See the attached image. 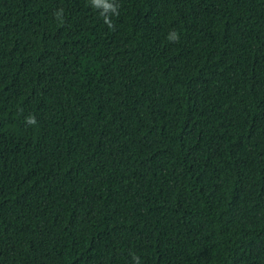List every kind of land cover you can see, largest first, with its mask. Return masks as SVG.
<instances>
[{
  "label": "trees",
  "instance_id": "obj_1",
  "mask_svg": "<svg viewBox=\"0 0 264 264\" xmlns=\"http://www.w3.org/2000/svg\"><path fill=\"white\" fill-rule=\"evenodd\" d=\"M108 2L0 0V264H264V0Z\"/></svg>",
  "mask_w": 264,
  "mask_h": 264
},
{
  "label": "clouds",
  "instance_id": "obj_2",
  "mask_svg": "<svg viewBox=\"0 0 264 264\" xmlns=\"http://www.w3.org/2000/svg\"><path fill=\"white\" fill-rule=\"evenodd\" d=\"M91 3L95 7L103 6L104 13H112L118 15V5H116L114 2L109 3L108 0H91ZM105 22L109 24L110 27H112L111 20L107 15H105ZM178 39V36L176 37Z\"/></svg>",
  "mask_w": 264,
  "mask_h": 264
}]
</instances>
